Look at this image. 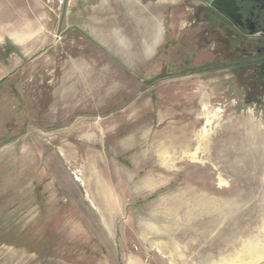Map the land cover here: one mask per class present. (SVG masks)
Instances as JSON below:
<instances>
[{
	"label": "rangeland",
	"instance_id": "1",
	"mask_svg": "<svg viewBox=\"0 0 264 264\" xmlns=\"http://www.w3.org/2000/svg\"><path fill=\"white\" fill-rule=\"evenodd\" d=\"M175 7L146 59L133 3L0 0V264H264L263 96Z\"/></svg>",
	"mask_w": 264,
	"mask_h": 264
},
{
	"label": "flooded vegetation",
	"instance_id": "2",
	"mask_svg": "<svg viewBox=\"0 0 264 264\" xmlns=\"http://www.w3.org/2000/svg\"><path fill=\"white\" fill-rule=\"evenodd\" d=\"M201 1L207 16L217 19L237 45L234 51L239 54L236 58L239 62L236 65L240 75L239 84L243 86V77L250 73L252 82L247 84L246 90L250 96H263L264 99V0H233L234 5H231L241 18L239 22L228 18L221 6L216 4L219 1L223 7L230 9V0Z\"/></svg>",
	"mask_w": 264,
	"mask_h": 264
},
{
	"label": "crops",
	"instance_id": "3",
	"mask_svg": "<svg viewBox=\"0 0 264 264\" xmlns=\"http://www.w3.org/2000/svg\"><path fill=\"white\" fill-rule=\"evenodd\" d=\"M179 1L180 0H124L128 5H131L132 3L135 5L138 10V15L141 16L140 23L144 25L143 28H145L144 37L142 38L143 51L140 56L147 59L158 54L159 48L166 39L165 33L168 31L166 25L168 21L166 20L164 8H173L172 13L170 14L171 18H173L175 14L177 15L179 12L180 8L175 7L179 4ZM172 21L174 20L172 19ZM171 25L172 24H170V27ZM108 42L112 45L116 42V39L113 41L110 39Z\"/></svg>",
	"mask_w": 264,
	"mask_h": 264
},
{
	"label": "water",
	"instance_id": "4",
	"mask_svg": "<svg viewBox=\"0 0 264 264\" xmlns=\"http://www.w3.org/2000/svg\"><path fill=\"white\" fill-rule=\"evenodd\" d=\"M212 1V0H210ZM216 4H218L219 6H221V10L222 12L230 19L239 22L241 20V18L239 16L236 15L235 13V7H233V0H230V9H227L226 7H223L222 4H220V2H216ZM232 4V5H231Z\"/></svg>",
	"mask_w": 264,
	"mask_h": 264
},
{
	"label": "bare ground",
	"instance_id": "5",
	"mask_svg": "<svg viewBox=\"0 0 264 264\" xmlns=\"http://www.w3.org/2000/svg\"><path fill=\"white\" fill-rule=\"evenodd\" d=\"M262 258V257H261Z\"/></svg>",
	"mask_w": 264,
	"mask_h": 264
}]
</instances>
